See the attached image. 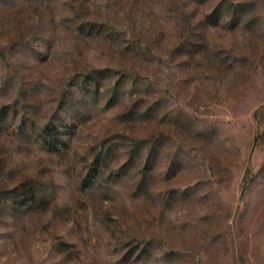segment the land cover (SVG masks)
I'll return each instance as SVG.
<instances>
[{"label": "rangeland", "instance_id": "374dc122", "mask_svg": "<svg viewBox=\"0 0 264 264\" xmlns=\"http://www.w3.org/2000/svg\"><path fill=\"white\" fill-rule=\"evenodd\" d=\"M0 264H264V0H0Z\"/></svg>", "mask_w": 264, "mask_h": 264}, {"label": "trees", "instance_id": "16d2710c", "mask_svg": "<svg viewBox=\"0 0 264 264\" xmlns=\"http://www.w3.org/2000/svg\"><path fill=\"white\" fill-rule=\"evenodd\" d=\"M43 142L46 145V147L48 148H54L56 142L60 141L58 140V138L55 136V130L54 127L51 125H45V127L43 128Z\"/></svg>", "mask_w": 264, "mask_h": 264}]
</instances>
